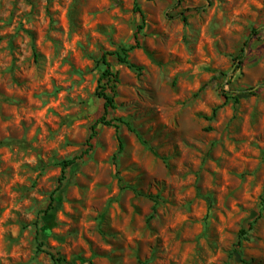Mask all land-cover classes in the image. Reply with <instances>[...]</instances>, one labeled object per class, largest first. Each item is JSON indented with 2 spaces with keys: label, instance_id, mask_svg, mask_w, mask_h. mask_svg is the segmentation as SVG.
Instances as JSON below:
<instances>
[{
  "label": "rangeland",
  "instance_id": "rangeland-1",
  "mask_svg": "<svg viewBox=\"0 0 264 264\" xmlns=\"http://www.w3.org/2000/svg\"><path fill=\"white\" fill-rule=\"evenodd\" d=\"M130 46L137 68L110 54ZM104 54L121 152L114 126L90 138ZM244 261L264 264V0H0V264Z\"/></svg>",
  "mask_w": 264,
  "mask_h": 264
},
{
  "label": "trees",
  "instance_id": "trees-1",
  "mask_svg": "<svg viewBox=\"0 0 264 264\" xmlns=\"http://www.w3.org/2000/svg\"><path fill=\"white\" fill-rule=\"evenodd\" d=\"M136 10L142 14V17H144L143 12L139 8V6H136ZM186 17L187 16H185V19H186ZM143 27H144V25L142 24L139 26V29H142ZM133 47L134 46L123 47V48H121V50L111 52L110 54L116 55V57L120 63H124L131 68H137V66L129 60V52L133 49ZM241 51H244V49H242ZM35 56H37L36 49H35ZM237 58L240 60L239 63L241 64L243 62L244 54L243 53L240 54ZM103 63L105 65V68H104L102 75H101V81H104V83L102 85H100L99 96L104 99V114L93 125L92 134H91L90 138H93L95 136V134H96L95 129H96L97 124L102 123L105 125L114 126L116 128L119 143H120L119 152H121L124 148L123 139L120 135L121 124L116 122L117 121L116 119L114 120V119H108L107 118L109 109L115 107V99L111 94L108 93L107 90L111 89L113 92L115 91L116 84L119 81V73L117 71L113 70L112 64L107 59V54L103 55ZM251 90H252V88H247L245 90H242V92L250 93ZM118 120L121 123H125L131 131H134L137 133L136 129L131 125L130 122L123 120V119H118ZM138 136H139L140 140L145 143V141L142 139L141 135L138 134ZM89 146H91V145H89ZM85 153H86V151L83 154H85ZM79 157H81V156H79ZM77 158L78 157H74V158H71L69 160L64 161L63 162V170H65V168L68 167L69 165L74 164ZM60 181H62V178L60 179ZM53 201H54V197L52 196L51 203L48 205L47 210H45L46 212L52 208ZM154 209H156V206ZM40 245H43V242L40 241ZM50 255L54 260L63 262V258L58 257L53 253H50ZM244 262L249 264L246 261H244Z\"/></svg>",
  "mask_w": 264,
  "mask_h": 264
}]
</instances>
